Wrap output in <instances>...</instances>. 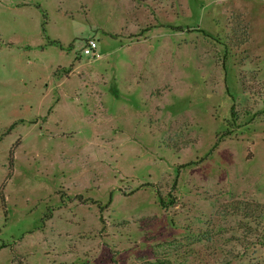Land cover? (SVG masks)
<instances>
[{
  "label": "rangeland",
  "instance_id": "obj_1",
  "mask_svg": "<svg viewBox=\"0 0 264 264\" xmlns=\"http://www.w3.org/2000/svg\"><path fill=\"white\" fill-rule=\"evenodd\" d=\"M243 204L264 0H0V264H264Z\"/></svg>",
  "mask_w": 264,
  "mask_h": 264
},
{
  "label": "built area",
  "instance_id": "obj_2",
  "mask_svg": "<svg viewBox=\"0 0 264 264\" xmlns=\"http://www.w3.org/2000/svg\"><path fill=\"white\" fill-rule=\"evenodd\" d=\"M96 47H97L96 40L93 38H88L83 45L82 53L85 55L94 56L97 54Z\"/></svg>",
  "mask_w": 264,
  "mask_h": 264
},
{
  "label": "trees",
  "instance_id": "obj_3",
  "mask_svg": "<svg viewBox=\"0 0 264 264\" xmlns=\"http://www.w3.org/2000/svg\"><path fill=\"white\" fill-rule=\"evenodd\" d=\"M258 207V206H257ZM256 210H259L260 211V218L262 217V219H263V221H264V205H260V209H259V207H258V209L257 208H255V209H253V208H251V205H247V204H243V206H242V211L244 212V213H248V214H252L254 211H256ZM261 224V223H260ZM261 229H264V225L263 226H261ZM260 239H261V244H264V232H262L261 234H260Z\"/></svg>",
  "mask_w": 264,
  "mask_h": 264
}]
</instances>
